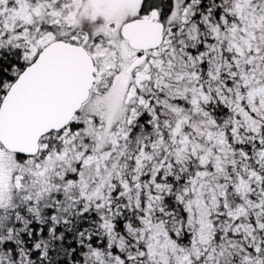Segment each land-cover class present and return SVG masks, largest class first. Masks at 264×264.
Instances as JSON below:
<instances>
[{"label": "snow or ice", "instance_id": "obj_1", "mask_svg": "<svg viewBox=\"0 0 264 264\" xmlns=\"http://www.w3.org/2000/svg\"><path fill=\"white\" fill-rule=\"evenodd\" d=\"M0 264H264V0H0Z\"/></svg>", "mask_w": 264, "mask_h": 264}]
</instances>
